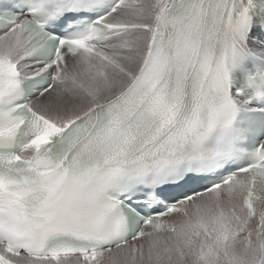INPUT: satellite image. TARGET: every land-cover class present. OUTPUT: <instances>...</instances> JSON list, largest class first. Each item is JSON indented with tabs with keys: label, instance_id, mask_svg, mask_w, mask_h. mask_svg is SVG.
Segmentation results:
<instances>
[{
	"label": "snow or ice",
	"instance_id": "obj_1",
	"mask_svg": "<svg viewBox=\"0 0 264 264\" xmlns=\"http://www.w3.org/2000/svg\"><path fill=\"white\" fill-rule=\"evenodd\" d=\"M0 264H264V0H0Z\"/></svg>",
	"mask_w": 264,
	"mask_h": 264
}]
</instances>
